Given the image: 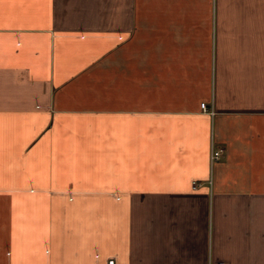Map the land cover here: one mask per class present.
<instances>
[{
	"label": "crops",
	"instance_id": "crops-1",
	"mask_svg": "<svg viewBox=\"0 0 264 264\" xmlns=\"http://www.w3.org/2000/svg\"><path fill=\"white\" fill-rule=\"evenodd\" d=\"M111 260L264 264V0H0V264Z\"/></svg>",
	"mask_w": 264,
	"mask_h": 264
},
{
	"label": "built area",
	"instance_id": "built-area-1",
	"mask_svg": "<svg viewBox=\"0 0 264 264\" xmlns=\"http://www.w3.org/2000/svg\"><path fill=\"white\" fill-rule=\"evenodd\" d=\"M202 108H203L204 110H206V105H205L204 103H202ZM222 152H223L222 149L214 150V151L212 152V155H211V159H212V161L217 160V159L221 156ZM200 186H201V184H200L199 182H197V181H193V182H192V189L196 190V189H198ZM108 264H115V262H114L113 260H111V261H109ZM219 264H226V263L221 262V263H219Z\"/></svg>",
	"mask_w": 264,
	"mask_h": 264
}]
</instances>
